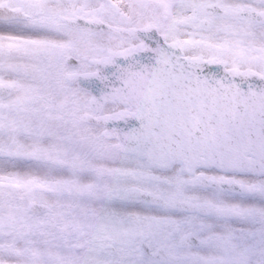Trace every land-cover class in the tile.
Returning a JSON list of instances; mask_svg holds the SVG:
<instances>
[{"label":"snow or ice","instance_id":"snow-or-ice-1","mask_svg":"<svg viewBox=\"0 0 264 264\" xmlns=\"http://www.w3.org/2000/svg\"><path fill=\"white\" fill-rule=\"evenodd\" d=\"M0 264H264V0H0Z\"/></svg>","mask_w":264,"mask_h":264}]
</instances>
